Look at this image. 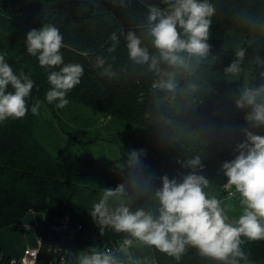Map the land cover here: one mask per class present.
I'll return each mask as SVG.
<instances>
[{
	"label": "trees",
	"instance_id": "obj_1",
	"mask_svg": "<svg viewBox=\"0 0 264 264\" xmlns=\"http://www.w3.org/2000/svg\"><path fill=\"white\" fill-rule=\"evenodd\" d=\"M207 2L215 8L208 54L216 62L187 72L170 92L153 87L161 77L147 64L129 59L126 41L127 34L133 32L150 56H158L148 33L147 16L153 6L167 10L165 0H0V54H7L6 62L14 72H23L34 81L28 114L23 119L0 122V231L35 212L44 216V242L58 241L61 236L53 225L70 214L76 233L68 241V264H79L80 257L93 249L105 251L132 239L93 217L92 207L106 189L124 185L122 193L108 197L110 209L123 203L131 211L143 208L157 215L155 192L162 187V177L181 182L193 171L201 175L233 160L237 145L246 139L245 129L264 136V126L255 127L245 119L249 108L239 109L223 98L232 73L227 69L233 63L249 74V88L264 86V0ZM47 25L57 27L64 38L61 51L65 64L84 67L81 83L67 94L69 102L105 114L112 125L123 123L126 129L143 134L149 131L146 141H139L136 147L132 136L126 141L129 146L119 147L125 153H139L135 166L120 159L101 169L77 171L60 161L39 137L40 107L35 115L31 107L36 102L54 106L45 94L50 88L47 75L57 69L41 67L38 59L27 53L25 41L28 31ZM228 31L246 36L243 58L237 56L239 51L225 48ZM98 58L104 60L102 67L97 65ZM159 67L172 71L163 63ZM105 72L111 75L102 76ZM130 146L134 149L129 150ZM197 156L201 166L187 167L186 161ZM223 184L228 193L234 189L227 186L226 176ZM151 247L156 264H217L190 246L179 259ZM241 247L246 260L240 264H264V241H245ZM0 256L5 263L10 262L1 239ZM47 258L44 248L39 264H47Z\"/></svg>",
	"mask_w": 264,
	"mask_h": 264
},
{
	"label": "clouds",
	"instance_id": "obj_2",
	"mask_svg": "<svg viewBox=\"0 0 264 264\" xmlns=\"http://www.w3.org/2000/svg\"><path fill=\"white\" fill-rule=\"evenodd\" d=\"M165 2L167 10L153 6L147 16L148 33L158 56H150L133 32L127 34L126 41L129 59L136 64H147L150 71L161 77L153 87L171 92L177 87L176 73L163 71L159 65L163 63L171 69L190 71L193 57L203 58L208 54L215 8L207 0ZM112 39L116 40L115 34ZM25 43L27 53L36 57L41 67L57 69L47 75L50 88L45 94L46 101L49 104L57 101L56 107L60 109L66 107L69 104L67 94L81 83L84 67L80 63L65 64L61 51L65 47L64 38L55 26L28 31ZM6 55L0 54V122L23 119L28 114V98L34 87L28 75L14 72L6 62ZM237 56L243 58L244 52H237ZM97 65L102 67L104 60L98 58ZM227 70L238 71L237 64H231ZM106 74L111 75L101 73L102 76ZM235 104L239 109H250L245 117L249 123L255 127L264 126V86L244 89ZM39 107V102L33 104L31 113L37 114ZM244 131L246 139L237 145L238 154L222 165L227 186H234L235 193L239 194L242 211L238 217L230 218L220 200L208 196L204 191L207 180L194 171L185 175L181 182L166 175L162 177V187L155 192L159 203L157 215L143 208L131 211L123 203L110 209L108 197L124 191V185L120 184L115 189L105 190L103 198L92 207L93 217L102 225L127 233L133 240L154 246L176 259L190 246L217 264H240L241 260H246L241 247L245 241H264V136ZM138 163L139 153L134 150L130 153L129 165ZM186 166L200 167V158L186 161ZM232 195L230 192L229 196ZM79 264H118V261L110 251L93 249L80 257Z\"/></svg>",
	"mask_w": 264,
	"mask_h": 264
},
{
	"label": "rangeland",
	"instance_id": "obj_3",
	"mask_svg": "<svg viewBox=\"0 0 264 264\" xmlns=\"http://www.w3.org/2000/svg\"><path fill=\"white\" fill-rule=\"evenodd\" d=\"M52 103L54 106L41 104L37 133L60 161L77 171L101 169L107 167V162L120 159H125L126 165L130 166L131 152L125 153L119 147L129 146L130 143L126 141L130 140L131 136L133 147H136L139 141H146L148 130L143 134L132 132L133 129L130 128L126 129L123 123L121 126L112 125L110 117L82 104L69 102L66 107L60 109L56 107L57 101ZM133 147L128 149H134ZM17 223L2 229L0 237L4 239L6 235L9 236L8 230ZM19 236L20 238L7 240L11 243L13 241L16 249L11 258L18 257L26 247L23 234L20 233Z\"/></svg>",
	"mask_w": 264,
	"mask_h": 264
},
{
	"label": "crops",
	"instance_id": "obj_4",
	"mask_svg": "<svg viewBox=\"0 0 264 264\" xmlns=\"http://www.w3.org/2000/svg\"><path fill=\"white\" fill-rule=\"evenodd\" d=\"M245 41L246 36L243 33L228 31L224 39V46L228 50L240 51L242 50ZM215 62L216 58L210 54H207L203 58L193 57L191 60L192 67L190 71L195 70L202 64H214ZM172 72L176 73L175 79L178 85L189 71L172 69ZM249 83L250 76L248 73H244L240 69L236 72H232L223 92V98L236 105L235 101L239 99L240 93L244 89L249 88ZM201 175L204 176L208 182L204 187V191L208 196L219 199L221 206L225 209V212L230 218L238 217L241 214L242 209L237 199L238 196H229L228 191L223 184L225 174L222 165L216 166ZM230 192L235 193V190L231 189L229 193ZM43 223L44 216L42 214L31 212L24 218L20 219L16 226H13L8 230L9 236L6 235L4 239L0 237L7 256L13 257L16 253L13 241L11 243V241L9 242L7 240L9 238H20V233H22L23 237L26 239V247H29V245L32 247L37 246L38 240L40 236H42ZM126 249L127 253L123 250L124 252L122 251L113 254L118 261V264H156V257L151 246L136 241Z\"/></svg>",
	"mask_w": 264,
	"mask_h": 264
},
{
	"label": "built area",
	"instance_id": "obj_5",
	"mask_svg": "<svg viewBox=\"0 0 264 264\" xmlns=\"http://www.w3.org/2000/svg\"><path fill=\"white\" fill-rule=\"evenodd\" d=\"M231 193H233L234 196L238 195L234 192ZM81 228L82 226H79L78 230ZM53 230L60 234V240H50L45 243L43 236H40L37 246L24 248L22 253L16 258H11L9 263H5L4 257L0 256V264H39L42 250L44 248L49 254V258H47L46 261L47 264H68V241L69 239L74 238L76 233V230L73 227L72 216L66 214L60 219V221L53 225ZM128 240H131V243H126ZM135 242L136 241L132 239H125L117 245L108 247L105 251H110L112 254L119 253L133 245Z\"/></svg>",
	"mask_w": 264,
	"mask_h": 264
}]
</instances>
